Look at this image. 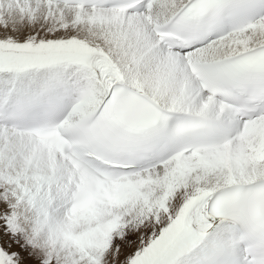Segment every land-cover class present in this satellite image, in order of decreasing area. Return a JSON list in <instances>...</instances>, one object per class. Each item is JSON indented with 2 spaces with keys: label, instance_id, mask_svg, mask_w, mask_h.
<instances>
[{
  "label": "snow or ice",
  "instance_id": "6c2138e0",
  "mask_svg": "<svg viewBox=\"0 0 264 264\" xmlns=\"http://www.w3.org/2000/svg\"><path fill=\"white\" fill-rule=\"evenodd\" d=\"M0 264H264V0H0Z\"/></svg>",
  "mask_w": 264,
  "mask_h": 264
}]
</instances>
